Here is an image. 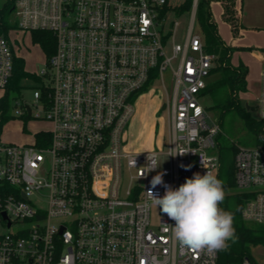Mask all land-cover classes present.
<instances>
[{"label":"built area","instance_id":"1","mask_svg":"<svg viewBox=\"0 0 264 264\" xmlns=\"http://www.w3.org/2000/svg\"><path fill=\"white\" fill-rule=\"evenodd\" d=\"M9 1L18 29L51 32L56 48L46 69L34 73L36 105L15 100L17 116L41 119L44 111L50 131L36 132L31 144H0V264H218V252L181 250L170 230L175 222L151 206L148 194L164 195L163 186L150 183L160 172L175 189L194 173L219 170L222 128L201 102L217 57L193 32L198 0L183 43L176 41L179 22L164 12L167 0ZM15 56L0 31L3 96ZM152 76L169 110V167L161 170H149L159 150L124 148L133 100ZM260 78L257 119L264 120V69ZM236 150L235 186L252 195L243 219L264 224V134Z\"/></svg>","mask_w":264,"mask_h":264},{"label":"rangeland","instance_id":"2","mask_svg":"<svg viewBox=\"0 0 264 264\" xmlns=\"http://www.w3.org/2000/svg\"><path fill=\"white\" fill-rule=\"evenodd\" d=\"M9 0H0V12H2L4 5ZM169 5L179 7L185 0H168ZM219 7L214 9V21L218 26V31L221 39L226 44L233 42V35L229 25L220 20ZM4 22L7 23L12 30L9 32V38L15 52L24 59L26 70L30 73H39L46 69V55L38 44L32 41L30 33H24L18 29V20L13 12H6L3 14ZM169 20L179 22L177 39L178 43H183L184 35L187 26L190 23L189 14L185 13L177 15L175 11L169 14ZM170 22V21H169ZM168 22V28H169ZM167 29V28H166ZM193 32L202 36L201 29L198 22L195 20L193 25ZM236 37L235 39H237ZM233 48L236 46L251 48L252 50H233L231 63L234 66L243 64L248 69L247 82L248 91L241 97L246 104L249 103L250 113L254 118H258L257 97L260 91V74L264 69V56L259 58L253 55L254 50L262 52L264 55V45H230ZM169 53V49H168ZM170 54V53H169ZM177 60L173 63L177 66ZM166 87L168 89V99L171 101L173 94V73L168 70L164 74ZM216 76L210 77L208 81H212ZM23 89L19 92L11 93V109L9 115L11 119L3 126L0 134V144H31L33 136L39 131H50L51 124L45 119V112L41 110V106L34 108V114L41 110V119L34 117H20L16 115V110L19 108L15 106V100L22 104L36 105L33 97V91L38 89L39 84L32 79H27L23 82ZM3 96V91L0 90V98ZM202 104L208 108L207 112L212 121L222 119L221 128L222 133L218 138L219 145L224 148L231 147H253L257 142V136L251 132L243 117L236 111L229 112L222 115V112L213 108V100L211 96L206 95L201 97ZM168 104L165 91L161 87L160 81H156L152 87L147 89L142 95L133 100L135 113L128 123L125 134L124 148L128 152H148L151 150H159L161 155L158 160V169L169 167L168 156L164 155L166 151L165 143L168 137V122L169 110L166 108L162 110L163 105ZM170 106V103H169ZM210 122V121H208ZM252 261L254 264H264V246H258L252 249Z\"/></svg>","mask_w":264,"mask_h":264},{"label":"trees","instance_id":"3","mask_svg":"<svg viewBox=\"0 0 264 264\" xmlns=\"http://www.w3.org/2000/svg\"><path fill=\"white\" fill-rule=\"evenodd\" d=\"M214 2H220L223 7V20L231 27L234 38L240 35L244 28L241 24L239 12L236 8V0H198L196 21L201 29L202 38L207 53L214 54L217 57L215 67L212 69L210 77L216 76L209 81L202 92V96L209 95L213 100V108H217L225 115L229 112H238L244 119L248 129L257 136L264 134V120L254 118L247 110L246 104L242 101V95L248 91L247 75L248 69L239 64L234 66L231 63L234 49L252 50L251 48L240 47L233 48L225 45L215 23L211 5ZM193 6V0H185L179 7H170L166 4L164 12L175 11L177 15L190 13ZM13 4L8 1L2 12H0V31L8 37L11 28L4 22L3 14L13 12ZM32 41L38 44L46 55V61L54 54L56 48L55 37L48 31H33L30 33ZM27 79L39 81L34 73L26 70L25 61L20 56L14 58V71L12 80L7 90L0 98V134L3 126L11 119L9 115L11 109V93H19L23 88V82ZM154 82V76L148 82L142 92L151 87ZM206 108V107H205ZM208 110V108H206ZM217 121L221 125V118ZM236 147L224 148L218 146L219 170L216 174L218 179L224 181L225 199L220 205L221 208L231 211L234 214V228L238 240L230 243L227 251H219L218 264H240L245 259L252 260V249L258 246H264V224L249 222L243 219L242 212L252 195L237 190L235 186V154Z\"/></svg>","mask_w":264,"mask_h":264},{"label":"clouds","instance_id":"4","mask_svg":"<svg viewBox=\"0 0 264 264\" xmlns=\"http://www.w3.org/2000/svg\"><path fill=\"white\" fill-rule=\"evenodd\" d=\"M156 167H159L156 163H150L149 170ZM181 167L188 170L191 165ZM165 174L160 172L150 181L152 188L163 186L164 195L161 197L151 190L148 194L151 206L175 222L170 230L181 250L201 251L209 256L227 251L229 242L235 243L238 237L233 226L234 214L220 207L226 195L224 181L212 172L206 171L203 175L197 172L173 189L164 183Z\"/></svg>","mask_w":264,"mask_h":264},{"label":"crops","instance_id":"5","mask_svg":"<svg viewBox=\"0 0 264 264\" xmlns=\"http://www.w3.org/2000/svg\"><path fill=\"white\" fill-rule=\"evenodd\" d=\"M167 5H169L168 0ZM217 7L220 8L218 9L219 18L220 20L224 21L222 18L223 7L220 2L212 3V17H214V9ZM236 8L239 12L241 24L244 28L240 31V35L237 39H235L233 36V42L229 44V46L264 45V0H236ZM224 44L228 45L225 42ZM236 47L240 48V46ZM253 55L259 58H263L264 56L262 55V52H259L258 50H254Z\"/></svg>","mask_w":264,"mask_h":264},{"label":"water","instance_id":"6","mask_svg":"<svg viewBox=\"0 0 264 264\" xmlns=\"http://www.w3.org/2000/svg\"><path fill=\"white\" fill-rule=\"evenodd\" d=\"M246 108L247 110H250V106L248 104H246ZM165 109H166V105H163L162 110H165Z\"/></svg>","mask_w":264,"mask_h":264}]
</instances>
